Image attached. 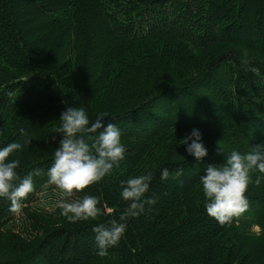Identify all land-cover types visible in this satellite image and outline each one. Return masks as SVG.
Listing matches in <instances>:
<instances>
[{"label": "trees", "instance_id": "1", "mask_svg": "<svg viewBox=\"0 0 264 264\" xmlns=\"http://www.w3.org/2000/svg\"><path fill=\"white\" fill-rule=\"evenodd\" d=\"M69 106L90 123L105 113L126 152L66 198L46 172ZM193 127L208 149L199 161L180 144ZM12 142L22 145L8 157L16 171H41L16 212L0 199V264H264V175L250 173L260 183L223 225L199 191L207 164L264 142V0H0V147ZM142 174L156 202L96 255L93 228L118 219L121 180ZM85 195L99 198L95 219L60 215V200ZM245 217L260 235L239 230Z\"/></svg>", "mask_w": 264, "mask_h": 264}, {"label": "clouds", "instance_id": "2", "mask_svg": "<svg viewBox=\"0 0 264 264\" xmlns=\"http://www.w3.org/2000/svg\"><path fill=\"white\" fill-rule=\"evenodd\" d=\"M106 117L105 113H99L90 123L83 107L69 106L61 112L58 118L60 124L54 131L60 133L61 138L46 175L47 183L58 188L64 197L70 198L74 192L78 193L101 180L111 172L114 165L124 159L126 146L121 142V132L114 123H106ZM86 133L94 134L87 137L91 143L82 135ZM180 144L197 161L208 153L202 132L196 127L180 139ZM21 148L22 145L17 142L0 147V199L9 203L11 212H16L22 200L34 190L33 177L40 175L41 171L33 168L24 175L16 171L19 162L9 160L8 157ZM253 170L264 175V142L255 144L246 153L232 150L219 164H207L199 177L205 213L221 225L238 217L248 206L245 193L249 183L259 184L262 178L258 175L253 181L250 175ZM168 177V169L162 168L160 179ZM151 179L150 175L142 174L121 180L119 196L128 203L118 219L109 221L107 226L100 224L93 228L96 255L105 256L107 250L115 246L124 235L128 218L142 214L145 205L156 202L153 197L145 196ZM98 201L96 196L85 195L76 201L62 199L57 206L61 209V216L75 223L95 219L100 213Z\"/></svg>", "mask_w": 264, "mask_h": 264}, {"label": "rangeland", "instance_id": "3", "mask_svg": "<svg viewBox=\"0 0 264 264\" xmlns=\"http://www.w3.org/2000/svg\"><path fill=\"white\" fill-rule=\"evenodd\" d=\"M217 116L222 118V116L220 115V113H217ZM246 153V152H245ZM201 189H199L200 191ZM40 204V203H39ZM50 203H48L47 201H44L40 204V206H45V207H50ZM25 214V213H24ZM238 227L240 228L239 230H243L246 231L247 233L253 235V236H258L260 235L261 231H262V223L252 217H245L242 219V221H240Z\"/></svg>", "mask_w": 264, "mask_h": 264}]
</instances>
